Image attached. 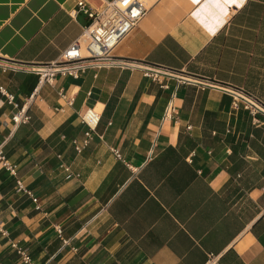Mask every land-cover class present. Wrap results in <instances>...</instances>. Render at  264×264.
Returning <instances> with one entry per match:
<instances>
[{
    "label": "crops",
    "instance_id": "crops-1",
    "mask_svg": "<svg viewBox=\"0 0 264 264\" xmlns=\"http://www.w3.org/2000/svg\"><path fill=\"white\" fill-rule=\"evenodd\" d=\"M77 1L0 0V61L16 65L0 66V84L19 103L38 82L28 65L58 58L86 29ZM114 54L139 64L57 73L27 122L14 125L0 93V143L16 167L0 162V264H26L13 242L37 264H205L208 253L264 264V113L223 88L264 102V0H147ZM140 63L195 80L164 73L161 87ZM89 106L100 119L77 151Z\"/></svg>",
    "mask_w": 264,
    "mask_h": 264
},
{
    "label": "built area",
    "instance_id": "built-area-1",
    "mask_svg": "<svg viewBox=\"0 0 264 264\" xmlns=\"http://www.w3.org/2000/svg\"><path fill=\"white\" fill-rule=\"evenodd\" d=\"M77 6L90 17L86 29L81 36L62 50L58 58L45 62H31L28 65V68L37 72L38 82L24 100L19 103L16 100L14 92L7 89L5 85L0 84V93L4 95L7 102L15 107V110L11 114V120L14 125L27 122L30 119L28 105L34 97L37 88L44 82L52 83L57 73L77 77L80 71L86 67L110 66L119 64L120 62L139 64L136 61L128 62L118 58L114 54V48L136 26L137 21L142 17L147 8V0H104L97 8H90L86 6L84 0H78ZM140 65L143 66V74L158 81L161 87L167 86L163 82L162 74L170 73L175 75L173 70L162 66L143 63H140ZM0 66L3 71L8 68H16V65L5 61H0ZM175 77L178 82L182 80L194 82L195 80V77L190 75H175ZM223 88L230 94L232 105L240 104L251 114L256 112L264 113V102L254 93L232 85L223 86ZM173 109L172 102L168 100L163 107L161 120L170 118ZM80 119L87 126V129L84 131L81 145H79L77 140H73L77 151L83 145H86L91 138L92 132L100 119V113L89 106L80 113ZM115 152L119 155L117 150ZM0 162L10 172L15 173V164L8 159L2 143H0ZM16 184L19 189L31 194V191L19 178H16ZM32 200L36 202V207L38 208L40 204H38L36 197L32 196ZM56 230L58 233H61V226L57 225ZM0 231L5 232L1 227ZM12 245L16 247L24 263L37 264L25 248L17 246L15 242ZM205 264H215L214 254H207Z\"/></svg>",
    "mask_w": 264,
    "mask_h": 264
},
{
    "label": "snow or ice",
    "instance_id": "snow-or-ice-1",
    "mask_svg": "<svg viewBox=\"0 0 264 264\" xmlns=\"http://www.w3.org/2000/svg\"><path fill=\"white\" fill-rule=\"evenodd\" d=\"M194 2H198V0H194ZM215 3H219L220 0H214ZM224 3H232L233 0H223Z\"/></svg>",
    "mask_w": 264,
    "mask_h": 264
}]
</instances>
